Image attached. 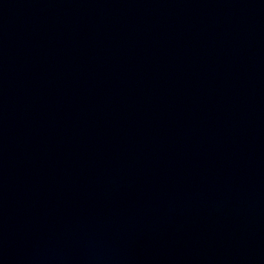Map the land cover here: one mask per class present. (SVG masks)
Segmentation results:
<instances>
[{"label": "water", "instance_id": "water-1", "mask_svg": "<svg viewBox=\"0 0 264 264\" xmlns=\"http://www.w3.org/2000/svg\"><path fill=\"white\" fill-rule=\"evenodd\" d=\"M0 264H264V0H0Z\"/></svg>", "mask_w": 264, "mask_h": 264}]
</instances>
